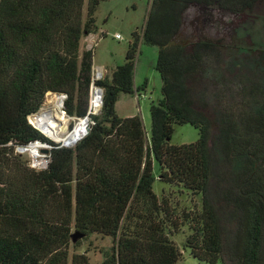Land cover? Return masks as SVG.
<instances>
[{
	"label": "trees",
	"instance_id": "trees-1",
	"mask_svg": "<svg viewBox=\"0 0 264 264\" xmlns=\"http://www.w3.org/2000/svg\"><path fill=\"white\" fill-rule=\"evenodd\" d=\"M108 0H0V264H91L70 252L94 236L109 238L99 264H178L173 240L201 264H264V87L239 80L238 102L209 99L210 66L227 49L223 39L183 36L186 14L240 17L263 0H150L144 25L125 60L93 81L94 48L82 38L98 31L96 13ZM140 44L158 48L161 98L150 105L149 137L139 115L116 106L134 87ZM93 85L103 91L90 113ZM47 94L65 96L63 111L88 118L89 132L73 146L52 142L30 121ZM199 138L172 145L176 126ZM230 168L219 198L210 193L211 142ZM50 146L46 168L31 167L17 148ZM155 181L200 205L179 210ZM234 223L225 244L221 214ZM82 235L72 245V235ZM72 243V244H71ZM91 244V242H90Z\"/></svg>",
	"mask_w": 264,
	"mask_h": 264
},
{
	"label": "rangeland",
	"instance_id": "rangeland-1",
	"mask_svg": "<svg viewBox=\"0 0 264 264\" xmlns=\"http://www.w3.org/2000/svg\"><path fill=\"white\" fill-rule=\"evenodd\" d=\"M102 4H104L103 11L105 6H108L111 7L112 14L109 16L108 24L100 26L106 33L105 37L99 40L95 46L97 54L94 63L95 65H122L125 60L128 42L132 40L133 33L140 31L144 25L150 0H110ZM211 15L208 20H205L203 16L199 15L198 10L190 9L186 14L183 36L196 39L199 33L201 36L224 40L227 46L226 51L220 59H213L210 66L209 99L214 105L222 103L231 106L239 100L240 79L253 78L264 87V0L252 10V13H245L244 16H225L220 15L217 11L212 12ZM116 34H120L123 39H116ZM157 56V47L145 44L139 45L134 71V87L139 89V92L133 96L122 95L116 106L117 114L120 117L139 115L148 137L151 130L150 105L157 103L161 98V78L155 69ZM96 67L94 68L95 71H97ZM93 97L94 92L91 98V111L99 112V108L95 110ZM58 98V95L47 94L45 102L38 113L49 110L52 107L49 101H57ZM64 116H66L67 121L62 124L63 132L72 131L81 122L67 115ZM88 121H86L87 127L89 125ZM46 137L52 142L63 146L61 142ZM198 138V131L192 126H176L170 144H190L197 141ZM210 147L212 176L209 190L217 199L222 189L229 183L230 168L225 162L220 146L215 139L211 142ZM25 148L26 150L17 149V152L29 162L31 167L45 165V158L48 157V153L42 150H47L48 147L37 146V159L34 158L30 145ZM153 190L159 196L164 190H167L166 195L170 197L174 205L178 203L176 206L179 210L195 208L200 205L199 197L179 195L174 192L175 189H169V186L159 181H155ZM221 219L223 239L225 244H229L233 238L234 223L229 220L227 213L221 214ZM187 234L188 229L185 227L173 237L182 253L178 264H201L190 254L189 249L183 247ZM111 245L112 241L109 238L103 239L94 236L83 242L80 247H70V252H74L75 249L77 252L87 251L91 264H99L102 260L99 250ZM217 264H223V262L219 261Z\"/></svg>",
	"mask_w": 264,
	"mask_h": 264
},
{
	"label": "bare ground",
	"instance_id": "bare-ground-1",
	"mask_svg": "<svg viewBox=\"0 0 264 264\" xmlns=\"http://www.w3.org/2000/svg\"><path fill=\"white\" fill-rule=\"evenodd\" d=\"M101 92L98 91L94 94L93 104L95 110L100 108L101 104ZM52 104V107L32 118L30 121L39 128L46 136L59 141L66 145H73L79 141L82 137L85 136L87 132L86 121L81 120L79 124L70 132H63L62 124H65L67 119L66 116L62 113V98L59 96L57 101H49ZM31 152L34 156L37 155V146H31Z\"/></svg>",
	"mask_w": 264,
	"mask_h": 264
},
{
	"label": "crops",
	"instance_id": "crops-1",
	"mask_svg": "<svg viewBox=\"0 0 264 264\" xmlns=\"http://www.w3.org/2000/svg\"><path fill=\"white\" fill-rule=\"evenodd\" d=\"M108 1H110V0H108ZM103 7H104V4H101V6L99 7V9L96 13L97 25H99L98 31L82 38L81 50L84 51V50H89V49L94 48L93 68H95V66H97L96 67L97 69H103L104 70L105 76H110L111 70L115 67L114 65H112V66L111 65H104V64L95 65V63H94V60H95V57L97 54L95 51V46L98 44L99 40H101L103 37H105V33H106L105 31H103V29H101L100 26L107 25L109 22V16L112 14L111 7L105 6L104 11H103ZM148 8H149V6H148ZM147 11H148V9H147ZM146 14H147V12H146Z\"/></svg>",
	"mask_w": 264,
	"mask_h": 264
},
{
	"label": "built area",
	"instance_id": "built-area-1",
	"mask_svg": "<svg viewBox=\"0 0 264 264\" xmlns=\"http://www.w3.org/2000/svg\"><path fill=\"white\" fill-rule=\"evenodd\" d=\"M115 38L116 39H119V40H122L123 38H122V36L120 35V34H116V36H115ZM105 76V72H104V70L103 69H97V71H93V81H97V80H99V79H101V78H103ZM98 91H100L101 92V104H100V108H101V105H102V95H103V91H102V89L101 88H99V87H97V86H95V85H93V87H92V94H93V92H94V94L96 93V92H98ZM99 108V109H100ZM90 113L91 114H97L98 112H95V111H91V104H90ZM87 120H88V118H86ZM86 120V121H87ZM89 122V121H88ZM89 126V125H88ZM37 143V144H36ZM36 143H33V144H36L35 146H39V145H41V146H43V147H48L47 148V150H48V154H47V158H45V165H43L42 167H34V168H38V169H43V168H46L47 166H48V163H49V160H50V158H49V150H50V146H48L47 144H43V143H39V142H36ZM39 144V145H38ZM32 145L30 144V147H31ZM17 149H20V150H26V148L24 147V148H17ZM38 149V148H37ZM34 158L35 159H37L38 158V156L36 155V156H34Z\"/></svg>",
	"mask_w": 264,
	"mask_h": 264
},
{
	"label": "water",
	"instance_id": "water-1",
	"mask_svg": "<svg viewBox=\"0 0 264 264\" xmlns=\"http://www.w3.org/2000/svg\"><path fill=\"white\" fill-rule=\"evenodd\" d=\"M60 97L62 98V105H63V100L65 99V96H60ZM46 111H47V110H46ZM62 113L66 115V113H65L64 111H62ZM38 114H39V113H36L35 115L31 116L30 118H32V117H34V116H36V115H38ZM29 120H30V119H29ZM86 120H87V119H84V121H86ZM89 130H90V127L88 126V127H87V132H86V134L89 132ZM86 134H85V135H86ZM62 145H63V146H66V147H70V146H73L74 144H73V145H66V144H63V143H62ZM42 151L45 152V153H48V150H42ZM81 237H82V235H79V234H73V235H72V243H73V244L77 243V241L80 240Z\"/></svg>",
	"mask_w": 264,
	"mask_h": 264
},
{
	"label": "flooded vegetation",
	"instance_id": "flooded-vegetation-1",
	"mask_svg": "<svg viewBox=\"0 0 264 264\" xmlns=\"http://www.w3.org/2000/svg\"><path fill=\"white\" fill-rule=\"evenodd\" d=\"M249 13H252V11H251V12H247L246 14H249ZM242 15L244 16V15H245V13H244V14H242ZM242 15H241V16H242Z\"/></svg>",
	"mask_w": 264,
	"mask_h": 264
}]
</instances>
